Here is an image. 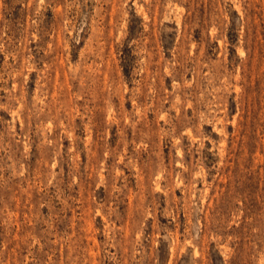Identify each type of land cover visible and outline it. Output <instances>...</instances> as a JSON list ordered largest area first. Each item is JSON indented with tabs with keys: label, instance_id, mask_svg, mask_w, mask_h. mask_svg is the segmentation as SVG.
Returning <instances> with one entry per match:
<instances>
[{
	"label": "rangeland",
	"instance_id": "rangeland-1",
	"mask_svg": "<svg viewBox=\"0 0 264 264\" xmlns=\"http://www.w3.org/2000/svg\"><path fill=\"white\" fill-rule=\"evenodd\" d=\"M0 264H264V0H0Z\"/></svg>",
	"mask_w": 264,
	"mask_h": 264
}]
</instances>
